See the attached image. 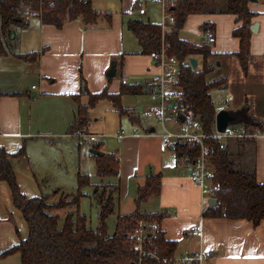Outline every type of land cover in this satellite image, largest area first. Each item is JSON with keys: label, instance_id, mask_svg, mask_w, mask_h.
Here are the masks:
<instances>
[{"label": "crops", "instance_id": "crops-1", "mask_svg": "<svg viewBox=\"0 0 264 264\" xmlns=\"http://www.w3.org/2000/svg\"><path fill=\"white\" fill-rule=\"evenodd\" d=\"M139 1H134L137 13ZM210 1L212 4H219L218 0ZM126 7L123 6L119 10H108L109 8L98 10L95 8L102 14L90 26H85L79 18H76L65 21L61 27H56L42 23L36 15L26 16L24 14V17H28L29 20H26L18 48L14 53L38 52V57L37 60L24 59L13 53L0 56V146L5 147L8 152H14L17 150L16 147L27 145L25 140H35L46 137L48 134L50 136L64 134L75 136L67 133V130L62 132L61 127L63 126V129L68 127L75 117L76 103L73 95L79 94L81 91V77L85 81L87 90L91 93L99 92L104 88L108 92H118L120 86L124 85L121 81L125 77L127 79L125 85L140 84L146 87L142 94L130 95H145L148 105L150 104L148 97L150 83L148 82L150 75L157 71L155 61L149 54L139 52L140 47L137 40L136 47L128 42L130 35L127 32L131 31L126 26L129 19L144 16L146 10L144 14L138 13L137 17H131L126 15L128 13ZM248 8L256 13V16L252 18V23L257 21L258 27L255 33L251 32L250 42V52L254 51L257 58L250 59L246 74L242 71L234 54L239 48V41L232 35V30L241 24L236 20L235 14L224 12L191 14L186 18L183 28L179 31V37L191 42L188 36L180 34L189 25L188 29L197 31L202 36L201 44L191 42L195 46L190 52L189 59L196 60L195 69H200L203 63L200 46L207 45L214 53L208 58L212 70L206 75V80L211 82L222 79L224 81L221 85L224 92L222 109L224 104L227 105L225 109L228 108L229 100L248 104L250 98L261 99L259 103L261 110L255 106L254 112H249L259 119L256 123H261L263 126L246 128L243 125V127L251 136L255 137L256 179L259 183H263L264 70L261 69L260 73L258 70L259 67L264 66V37L260 40L257 38L259 42L261 41V47L254 49L253 44L257 41L255 38L257 34L264 28V3H261L260 0H250ZM206 32L214 34L213 46L204 42ZM215 56L223 58L222 61L216 62L219 67L216 71L210 62ZM189 59H187L188 63ZM113 63L115 64V75L109 77L107 72ZM254 65L258 69L253 68ZM250 69L252 70L250 71ZM117 70H119V78L116 79ZM28 78L36 79L37 82L36 85H30V98L33 99L39 93L44 95L39 99V102H48L53 106L46 110L45 115L47 121L58 128L53 130L54 133L32 131L34 115L29 108L31 100L26 99L23 95L24 82ZM33 86L34 88H32ZM70 101L75 104V109L69 110V113L66 114L65 103L71 106ZM87 101V95H80L82 104H86ZM128 109L136 114L135 112L142 111L144 106L136 103V108ZM91 110H89V114ZM136 115L138 117V113ZM38 118V113H36V119ZM91 120L90 115L89 125ZM132 123L137 126L141 124L139 118L138 122ZM57 124L60 125L57 126ZM165 125H168L166 127H170L171 130L181 128L178 122L170 116H167ZM160 128L161 130L158 132L154 126L142 127L144 135H139L140 133L136 130L126 133L121 129L117 135L123 141V152L119 156L120 170L118 176H111L114 180L108 184L119 183L118 202L121 203L126 196L129 178L130 180L137 179L136 186L138 188L139 185H143L149 174H160L159 194L149 196L138 207L142 212H167V216L160 222V228L164 231L165 238L178 241L176 256L193 255L199 250H205L208 252L205 256V264H264V219L259 224L253 225L251 221L245 219L203 217L202 212L205 207H208V199L202 193L205 187L191 180L189 164L177 162L174 149L176 140L168 141V147L163 151L160 150L158 134L162 131L161 125ZM214 128L216 129L215 123ZM51 140L54 141V139ZM15 148L16 150L13 151ZM168 149L174 152L175 160L164 159V154ZM98 150L103 151L101 146ZM23 152L21 158L27 159L26 152ZM13 157H9V162ZM14 173L19 186L16 170ZM92 185L94 187V184ZM21 192L24 193L22 190ZM24 195L26 196L25 193ZM116 199L117 196L114 200L115 205ZM147 203L148 207L142 208V204ZM196 224L201 228V233L198 236H193L190 234L189 228ZM27 235V222L21 210L14 205L8 184L5 181H0V253L17 244ZM0 264H21V255L16 252L5 258H0Z\"/></svg>", "mask_w": 264, "mask_h": 264}, {"label": "trees", "instance_id": "trees-1", "mask_svg": "<svg viewBox=\"0 0 264 264\" xmlns=\"http://www.w3.org/2000/svg\"><path fill=\"white\" fill-rule=\"evenodd\" d=\"M250 0H223V5L212 4L210 0H173L168 12L174 16V24L170 29L162 31L161 25L141 18H132L126 22L127 28L135 36L140 53L149 54L160 51L162 45L168 56H174L180 62L179 85L182 91V102L193 110L199 118L202 131L213 133L216 109L211 97V90L223 84V80L207 81L206 75L212 70L208 58L214 53L207 45L200 46L203 63L195 69L187 62L194 44L179 37L186 18L191 14L207 12H224L236 15L241 24L232 30L238 38L239 48L234 53L242 71L246 74L251 58L249 29L252 18L256 16L248 8ZM36 15L44 24L61 27L65 21L79 18L85 26H90L101 16L91 0H0V56L10 53L24 59L37 60L38 52L17 54L6 49L4 42L10 34L12 23L26 25L24 12ZM19 18V20H15ZM111 79V78H110ZM109 79V80H110ZM145 86L140 84L121 85L118 92H108L106 88L91 93L87 90L81 77L80 93L74 94L76 114L67 127V133L77 135L89 125L91 110L101 100H107L119 116H127L132 122H138L136 114L125 107L121 98L126 94H142ZM151 89V86H150ZM88 96L86 104L80 102V95ZM261 127V123H244ZM211 147L210 160L216 171L214 179L220 182L221 189L216 195V203L205 207L202 215L205 218L245 219L253 225L264 219V182L256 179V140L254 136L232 138L225 141L220 148V139H205ZM100 144H92L90 148L100 149ZM178 163L189 164L198 155V147H189L184 143L174 144ZM23 152L21 146L14 152H8L0 146V181H5L11 191L14 205L21 210L28 225V235L17 244L0 253L5 258L16 252L21 255V264H173L164 259L176 256L178 241L165 238L160 228L161 220L167 216L166 211L142 212L139 205L149 196L158 195L161 188L160 174H149L143 185L137 188L134 211L119 214L116 217L112 235L107 234L106 218L114 212L115 196L119 193V183L105 184L101 191L94 185L98 194V225L92 229L87 225L84 214L79 212V201L84 195L83 186L90 185L86 174L77 175V192L74 195L61 194L54 202H48V195L26 197L21 192L9 157L19 156ZM96 164V176H118L120 157L116 152H103L93 155ZM93 186V185H91ZM57 193L58 190H55ZM73 207L63 222L51 213L53 209ZM142 221L146 225H154L148 233L151 241L146 243V253L140 255L130 240V234ZM152 252L153 254H150Z\"/></svg>", "mask_w": 264, "mask_h": 264}, {"label": "rangeland", "instance_id": "rangeland-1", "mask_svg": "<svg viewBox=\"0 0 264 264\" xmlns=\"http://www.w3.org/2000/svg\"><path fill=\"white\" fill-rule=\"evenodd\" d=\"M91 1L93 7L98 10H103V8H109L108 10H119L123 6H127L126 8L128 13H126V15L131 17L138 16V13L135 11V0ZM260 1L261 3H264V0ZM140 2L143 3V6L146 10V14L140 18L142 20H146L148 18L151 22L161 24V0H140ZM218 3L220 5L218 8H220L223 5V0H218ZM24 18L25 21L29 20L28 17ZM25 26L16 23L10 24V34L7 36L6 41L4 42L7 50L15 51L16 48H18L19 39ZM187 27L184 28V30L182 31L183 33L180 34L188 36L189 40H191V42L195 44H201L202 36L199 34V32L190 30ZM127 33L128 35H130V39L128 42H130L132 46L136 47L137 43L134 35L131 32ZM262 37H264V28L255 37L257 41H255L253 44L255 46L254 49L262 46L261 41H258V39L260 40ZM210 45L213 46L212 43ZM250 55L253 60L257 58L254 51L250 52ZM222 60L223 58H216V56L210 60V62H212V65L214 66V71L218 70L219 68L216 65V62ZM252 67L258 69L255 67V65ZM261 69L264 70V66L259 67L258 73H260ZM251 70L252 69H250V71ZM117 78H119V70H117L116 79ZM35 80H31L29 78L26 79V81L24 82L25 87L23 89L24 97L28 100H31L29 108L34 115L32 119V131L54 133L53 130H56L55 128L57 127L50 124L46 119L47 116L45 115L46 110L53 106L48 102H39V99L43 98L44 96L40 95L39 93H37L33 99L30 98V85H36L37 82ZM210 93L215 109L217 111L221 110L224 97L223 89L221 88V86L213 88ZM121 102L124 106L133 109L136 108V103L144 106V109L142 111L135 112L136 114L138 113V118L141 122V126L133 124L127 116H119V114L111 108L110 104L107 101H100L91 110L90 115L92 120L90 122V125L87 126V129L84 130V132L87 133H95L97 136L95 141L88 142L83 140L81 135L77 136L81 132L75 136H68L66 134L61 136H50V134H48V136H46L48 138L40 137L35 140H25L27 145H23V151H25L26 153H23L27 155V159H22L21 155H19L17 157H13L10 162L12 165V169L16 170L17 178L20 182V189L26 194V196L32 197L48 195V202L54 203L60 198L61 194L63 193L71 195L76 194L78 186L77 175L86 174L89 177L90 185L83 186L81 189L84 195L80 198L79 201V212L86 216L88 227L92 229L96 228L99 221V199L98 194L94 192V188L91 185H96L98 190L101 191L102 186L108 183H112L114 178H100L96 176L95 157L92 156L89 152L90 146L93 143H99L101 144V148L103 149V151L101 150L102 152H117V154L121 156L123 152V141L122 139H119L117 137L121 129L126 133H131L136 130L138 133H140L139 135H144L142 127L145 126H154L158 129V132H160L161 130L160 125L156 121V117L148 110L149 105L145 95L126 94L122 96ZM260 102L261 99L257 97L250 98L248 104L236 103L235 100H229L228 108L226 110L236 117V119L229 124V128H242L244 123L247 121L256 123L259 119L252 116L250 112H254L253 108L255 106L258 110H261L259 106ZM70 105L71 106H68V104L65 103L66 114L69 113V110L75 109V104L71 101ZM36 113H38V119H36ZM58 125L60 124H57V126ZM61 129L63 130L62 132H64L67 130V126L64 127V129L62 126ZM51 139H54V141L52 142ZM168 141H174V139L170 138ZM20 147L16 148L19 149ZM16 148L13 149V151L16 150ZM164 159L168 161L175 160L174 152L168 149L164 154ZM136 185L137 179L130 180L129 178L126 196L121 203L118 202L119 195H117L114 212L109 215L105 221L108 235H112L114 232L117 215L130 213L134 210V199L136 198L137 188ZM205 187L208 188V185L205 184ZM55 190H58V192L56 193ZM148 205V203L142 204V208H146L148 207ZM72 210H74L73 207H65L62 209H53L51 210V213L58 215L60 224L63 222L65 216Z\"/></svg>", "mask_w": 264, "mask_h": 264}, {"label": "built area", "instance_id": "built-area-1", "mask_svg": "<svg viewBox=\"0 0 264 264\" xmlns=\"http://www.w3.org/2000/svg\"><path fill=\"white\" fill-rule=\"evenodd\" d=\"M173 5V0H161L162 7V31L170 29L174 24V16L168 12V7ZM138 13L144 14L145 8L143 3H138ZM24 14L29 16V12L25 11ZM215 41V36L212 32H206L204 34V42L211 44ZM149 56L154 59L157 71L152 73L149 77L151 89L148 94L150 104L148 110L154 114L156 120L162 127V132L159 135L160 138V150H165L168 147V140L170 138L184 143L189 147H198V155L190 166V178L194 183H198L205 187L203 195L206 199L215 198L217 193L221 189L220 182L214 179L215 169L210 160L211 147L205 143V139H220L219 147L223 148L225 141L232 138L249 137V134L245 127L242 128H229L227 126L224 131H217L214 128L213 133H205L202 131L199 118L195 116L192 109L182 102V91L179 85V70L180 62L174 56H168L165 53L164 46L160 51H153L149 53ZM124 85L127 84V79L122 78L121 81ZM34 88V86L32 87ZM226 103V101H225ZM227 107L224 104L223 109ZM167 116H170L178 122L180 125L179 130L168 129L165 125ZM183 116V120H181ZM123 132V131H122ZM137 134V132H134ZM82 136L83 140L92 142L95 141L97 136L82 131L78 136ZM154 229V225H146L140 221L136 229L130 234L131 242L136 246L140 255L146 253L144 246L151 241L150 233ZM189 232L193 236H198L201 233L199 225H192L189 228ZM153 254L152 252H149ZM208 254L205 250H199L193 255L174 256L172 258H165V261H169L173 264H205V256Z\"/></svg>", "mask_w": 264, "mask_h": 264}, {"label": "water", "instance_id": "water-1", "mask_svg": "<svg viewBox=\"0 0 264 264\" xmlns=\"http://www.w3.org/2000/svg\"><path fill=\"white\" fill-rule=\"evenodd\" d=\"M15 20H19V18H15ZM257 27H258V22L255 21L253 22L249 29L252 33H255L257 31ZM189 64L191 67H195L196 66V60L194 58H190L189 59ZM115 64L113 63L109 69V71L107 72V76L109 77H113L115 75ZM181 120H183V116L180 117ZM236 119L235 116H233L229 111H227L226 109H221L219 110L216 115H215V126L217 131H224L225 128ZM248 122V121H247ZM89 152L93 155H98L101 156L103 155V152L98 150V149H89ZM216 203V199L215 198H209L208 199V208H211L214 204Z\"/></svg>", "mask_w": 264, "mask_h": 264}]
</instances>
